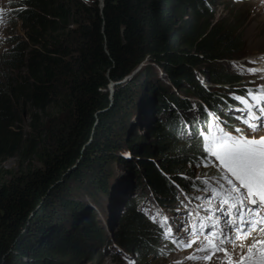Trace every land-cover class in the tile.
<instances>
[{"label": "trees", "instance_id": "trees-1", "mask_svg": "<svg viewBox=\"0 0 264 264\" xmlns=\"http://www.w3.org/2000/svg\"><path fill=\"white\" fill-rule=\"evenodd\" d=\"M16 1L25 6L17 12L27 41L13 45L0 61V162L36 156L41 167L23 174H0V264H56L48 261L54 256L67 258L64 264L98 259L112 243L101 223H95L94 214L74 215L81 204L66 198L60 181L94 182L96 192L87 193H97L94 201L99 205L112 187L104 172L107 165L121 160L122 149L139 148L134 140L141 136L136 131L132 136L127 123L130 113L145 104L134 103L133 78L117 85L110 99L111 80H123L128 68L147 54L166 69V83L149 81L151 71L142 72L135 81L146 93L156 95L149 110L158 115V130L150 134L160 139L159 154L176 172L185 159L197 164L205 143L198 135L199 123L194 118L185 121L184 113H191L196 105L207 118L204 107L216 113L222 109L229 121L226 110L240 107L229 94L243 96L247 86L241 83V74L226 70L221 62L239 56L243 36L214 24L213 0H104L102 8L99 0ZM201 64L207 69L208 84L218 87L212 89L197 79L192 69ZM176 87L179 91H173ZM191 96L198 101L193 104L188 100ZM22 113H27L30 132L22 127ZM179 139L190 143L188 150L174 152ZM138 153L140 158L152 155L147 150ZM137 157L143 176L133 168L136 189L150 188L162 205L175 200L177 190ZM74 165L78 167L68 171ZM180 175H174V181L187 196L205 190L204 182L198 188L200 178L187 184L189 180ZM136 194L118 219L114 240L144 259L162 254L164 247L171 251L172 242L159 240L163 232L140 210L144 193ZM74 205V220L61 223ZM43 220L48 229L42 234L36 231ZM48 239L52 242L46 248Z\"/></svg>", "mask_w": 264, "mask_h": 264}, {"label": "rangeland", "instance_id": "rangeland-1", "mask_svg": "<svg viewBox=\"0 0 264 264\" xmlns=\"http://www.w3.org/2000/svg\"><path fill=\"white\" fill-rule=\"evenodd\" d=\"M100 2V0H99ZM214 9V24L219 23L220 25L226 27H229L232 30H236V32L242 34V42L243 46L240 52L237 54L239 55L237 58H229L222 60V65L225 67L226 70L241 74L242 75V82L246 86L251 85H264V70L261 69V63L259 62L260 56L264 55V0H213L212 2ZM102 4L100 2V7L102 8ZM25 8V6L20 2V4H17L16 0H0V61L3 59L2 54L6 53L8 51H12L10 49H14L13 45L17 44L20 41H27V34L26 31L23 28V25L21 24L20 19L18 18V12L19 10ZM17 12V13H16ZM242 52V53H241ZM144 64V65H142ZM139 66V67H138ZM137 68V69H135ZM129 70L125 74V77L123 80L119 82L111 81L110 83L114 84V92L117 85L124 84L125 81L133 78L134 80V87H131L130 94L134 92L135 99L134 103L137 105L145 104V106H141V108H138L133 113H130L129 122L127 123V130L131 129L132 136H135V131L141 136L140 140L135 139L134 141L138 143V149L136 151H129L127 149H122L124 151V155L121 156V160L117 161L114 159L111 161L107 167L105 168L104 172H107L109 174V183L112 184L110 194H105L101 200V205H97L96 201L94 199L96 198L97 193L95 196H91L87 191H90L93 189V192L97 189L96 185H94V182L92 184L90 182L83 183L84 185L74 183L73 180L67 179L65 182L60 181L61 190L62 192H65L66 198H71L70 201L73 202V204L80 203L81 207L77 211L76 214H74L76 210V206L71 207L69 212H67L61 220V223H70L69 219L72 221L73 214L77 215L82 213V216L85 214L87 215H95V223L97 225H102V227L105 230V233L108 235L109 239L108 242L112 243V245L108 246L102 253L100 254V258L96 259H89L85 258L84 260L80 262L71 261L74 264H234V259L232 257L238 258L240 254H242V250L239 252L233 251V243L240 244L243 242L245 245L249 243V241L252 239L253 236L248 235V239L250 240H244L241 241L240 239H235L236 234L232 233L233 235V241L230 243L225 244L223 247L228 250L227 257L225 254L223 255H215L214 252H219L215 248H210L208 245V240L213 239V235L210 233L208 234L209 239H204L206 236L204 233L195 232L192 233L193 230H189L187 225L184 226L179 232L175 231V222L170 220L169 225L173 228V234L172 236H178L180 238L179 244H182L186 241H196L195 243L191 244L190 247H181V246H172V250L168 247H164L166 251H164L162 254L159 255H147L144 258H142L139 254V256L135 253V251L126 250L124 246H122L118 241L116 242L114 240V234L117 232L119 228L118 219L121 216V213L123 211V208L126 206V202L129 200H132L135 198L136 193L143 192L144 198L141 200L140 204V210L143 211L148 218H151L152 221L154 220L157 222V224L161 225L164 223L163 217L172 218L176 216V210L179 209V216L177 217L182 218L187 221V224L189 221L197 220V217H199V221H204L205 224H208L209 227H211L213 221L207 220L205 217L209 216L208 212H205L204 209L210 208V206H213L216 202H214V198H216L219 195H224L226 190V185L224 184L223 180L218 177V173L210 168L201 167V163L195 164L194 162H188V160L185 159V162L181 167H179L176 172L170 171V166L165 165L163 160V155L159 154V149L156 147V144H161V141L157 136L154 135V132L158 130V115L153 114L149 110L151 106L156 104L155 96L152 95L153 91H149L146 93V88L144 89L143 85L138 81L136 82V76L140 75L142 72H152L151 78L148 79L151 82H154V80L159 81L162 80L166 83V78L168 77V73L166 69L163 66H159V64L153 59L152 55L147 54L145 58L140 61L138 64L134 65L132 68H128ZM248 69H253V72H249ZM194 73L196 74L197 79L204 83L206 86H211L212 89L218 87L213 86L212 84L208 83L207 78V69L204 66V64L198 65L195 67V69H192ZM182 71V70H181ZM157 73L158 75H154ZM107 74V73H106ZM159 77V78H158ZM238 85V84H234ZM229 87V86H226ZM228 89V88H227ZM173 91H179L176 87L173 88ZM113 92V95H114ZM183 94V93H182ZM113 95H111V91L109 89V98L113 100ZM244 95V94H243ZM112 96V97H111ZM185 97L184 95H181ZM189 101H191L193 104L196 103L198 100L191 96L188 98ZM193 111V110H192ZM230 112L232 113L233 110L231 109ZM133 114V115H132ZM185 114V121L190 119V115L194 117L193 112L191 113H184ZM233 114L242 115V112H233ZM22 120H24V123L22 124L23 129L27 130L26 132H30L31 128L29 125V119L27 116V113L21 114ZM132 115V116H131ZM142 120V121H141ZM231 122H233L232 128H228L227 123H221L220 128L224 131H227L229 134H231L232 129H242L244 130V126L236 120L234 122V118L231 119ZM264 121H261L260 125H257L256 129L252 131L251 135L254 137L264 136ZM203 123V122H202ZM216 124V121H213V125ZM154 130L153 133L150 134L151 130ZM244 134L247 135V131L244 130ZM91 138L89 142L91 143ZM162 140V139H161ZM88 142V143H89ZM169 144H172V141H170ZM87 145V144H86ZM190 146V143H187L185 141H181L179 139L174 144V152H177L181 148H185L188 150ZM84 149V148H82ZM81 149V151H82ZM162 149V148H161ZM166 148H163L162 150H165ZM74 150V149H73ZM70 150V151H73ZM147 150L150 152L151 157H139V151H145ZM119 152V151H118ZM141 155V154H140ZM189 154L188 156H190ZM138 156V157H137ZM136 157L139 158L140 161H143L146 164H150L154 169H156L161 178L164 179L169 186H173L174 189L177 190L176 198L175 200H171L167 202V205L160 204L156 198H154V194L151 192L150 188L143 187L139 190L136 189L137 185V178L135 176V172L133 171V168L136 167L139 168V173L141 172V166L138 162H136ZM127 161H131L130 166L126 165ZM41 167V164L39 163L36 156H31L27 160H21L18 158H9L7 160H3L0 162V174L12 173V174H23L27 173L28 169H33ZM77 165H74L73 168L69 169L68 171L73 170L74 168H77ZM4 169V170H3ZM172 169V168H171ZM163 173V174H162ZM216 173V174H215ZM103 173L104 175H107ZM177 174H181L185 177L184 178L181 175L179 178L183 180H189L187 184H189L192 180H197L199 178L200 181H206L209 185L208 191L203 193L202 195H199V193L193 192L189 194L188 196L184 193V191L181 190L182 187L177 186V183L174 181V178ZM92 175V173H91ZM143 176L142 172L140 174ZM172 177V178H171ZM217 177V178H216ZM215 178V179H214ZM192 179V180H191ZM57 189V187L52 188V190ZM215 189L213 192L212 190ZM60 190V187H59ZM96 192V191H95ZM208 192H212V195L209 196ZM53 193V192H52ZM152 195V196H151ZM200 196L202 199L199 201L195 199H191L192 197ZM227 197V196H225ZM52 198V195H51ZM74 198V200H72ZM146 199V200H145ZM43 200V199H42ZM181 201L180 205L179 202ZM210 203V205L208 204ZM214 203V204H213ZM221 203V202H220ZM113 206V208H112ZM40 207V203L35 206L34 210H38ZM213 208V210H215ZM33 210V211H34ZM74 210V211H72ZM111 210V211H110ZM31 211V214L33 213ZM49 211V210H48ZM72 212V213H71ZM74 212V213H73ZM260 213H256L253 217L256 215L258 216ZM72 215V216H71ZM262 215H264L262 213ZM107 216H111L110 220L109 217L107 219ZM68 218L67 221H64ZM262 220V219H260ZM259 220V221H260ZM45 221L41 223L40 226H38V229L36 232H40L43 234L46 232L48 228H46L47 224L44 223ZM227 218L224 219V223L226 224ZM198 223V221H197ZM100 225V226H101ZM159 225V226H160ZM253 226L255 224H252ZM250 225L249 227H251ZM31 226V224H30ZM70 227V224H66L65 226ZM260 228V227H258ZM32 229V226L29 230ZM69 229V228H68ZM161 229V227H160ZM166 232L167 229L163 228ZM219 229V228H216ZM214 229V233L216 231ZM228 231H231V228H227ZM257 229V228H256ZM255 230V229H254ZM258 231V230H255ZM162 232V229H161ZM22 233H25L24 230ZM107 235L105 237L107 238ZM162 235L166 236L165 233H162ZM172 236H166L170 241H173ZM261 240L256 239L255 241H260L262 244L264 243V229L260 232ZM49 243L45 244L44 247L49 248L50 243L52 242V239H48ZM183 241V242H181ZM248 241V242H247ZM54 242V241H53ZM218 243V241H216ZM247 242V243H246ZM55 243V242H54ZM184 244V243H183ZM260 244V245H262ZM162 245V244H159ZM255 253L258 255L259 247ZM164 246V245H163ZM204 249L203 251H197V249ZM97 248L95 250H92V256L96 255ZM211 252V254H210ZM225 253V252H224ZM135 254V256H134ZM89 254H86V257ZM193 256L195 259L189 260L188 257ZM208 256L209 259L205 260L203 257ZM231 256V257H230ZM141 257V258H140ZM22 258V257H20ZM23 259L30 260L29 257H23ZM254 259V258H253ZM50 260H56V264H64L62 262H68L66 259H57L56 256L54 258H48V261ZM54 263V262H52ZM55 264V263H54Z\"/></svg>", "mask_w": 264, "mask_h": 264}, {"label": "snow or ice", "instance_id": "snow-or-ice-1", "mask_svg": "<svg viewBox=\"0 0 264 264\" xmlns=\"http://www.w3.org/2000/svg\"><path fill=\"white\" fill-rule=\"evenodd\" d=\"M253 72V69H248ZM244 95L229 94L231 99L238 101L242 108L236 109L243 112L244 116L237 115L235 117L247 130V135L242 129H232L231 134L219 127V121L213 125L211 119L208 120V134L205 131L199 132V137L205 143L201 152V158L204 161L212 160L215 166L222 173L221 179L227 186L224 195L217 196L221 202L218 203L216 209L205 208L204 211L213 213L205 217L212 220L211 229L219 228V234H213V239L208 240L210 248L217 251H224L228 254V250L223 246L233 241L232 233L236 234L235 239L241 241L248 240L249 226L254 223L252 217L264 209V136L254 137L251 135L260 124L264 121V90L260 85L255 89H242ZM264 126V125H262ZM203 190V189H202ZM213 192L215 189L212 190ZM211 196L212 192H208ZM225 196L227 198L225 199ZM199 201L200 196L192 197ZM180 210H176V216L172 218L163 217L164 223L160 227L167 228L166 236H172L173 228L169 225V221L175 222V231L179 232L187 224V221L179 216ZM227 218L226 224L224 219ZM199 222V217H197ZM230 225L231 231L227 228ZM209 228L208 224L201 223L200 229L203 231ZM205 236L208 233L205 232ZM174 243H179L178 236H172ZM218 241V243L216 242ZM196 241L184 242V247H190ZM262 242L254 241L245 245L233 243V251L242 250L237 261L234 264H264V247L259 248V259H253L255 256L254 245H260ZM204 249H197L203 251ZM205 260L208 256L203 257ZM189 260L195 259L193 256L188 257Z\"/></svg>", "mask_w": 264, "mask_h": 264}, {"label": "bare ground", "instance_id": "bare-ground-1", "mask_svg": "<svg viewBox=\"0 0 264 264\" xmlns=\"http://www.w3.org/2000/svg\"><path fill=\"white\" fill-rule=\"evenodd\" d=\"M259 62L261 63V69H263L264 70V55H261L260 56V60H259ZM142 65H144V64H142ZM139 67V66H138ZM135 69H137V68H135ZM208 81V80H207ZM208 84V83H207ZM227 127V126H226ZM228 129V128H227ZM247 131V130H246ZM202 139V138H201ZM202 141H204V140H202ZM209 166V165H208ZM216 174V173H215ZM218 175V174H217ZM217 178V177H216ZM215 179V178H214ZM201 182H204L203 183V185H202V187H201V189L202 188H204V189H207L208 188V184H206V183H208V182H206V181H200L199 182V184H198V188L201 186ZM152 196V195H151ZM135 197H136V195H135ZM146 200V199H145ZM126 205H127V202L125 203ZM182 206H184V205H182ZM206 208V207H205ZM123 210H124V208H123ZM262 213L264 214V209H262ZM257 216V215H256ZM262 220H260L259 221V224L261 225L260 226V228H257L256 229V225H254L253 226V228H251L250 230H249V232H248V235H251V236H253L252 237V239L250 240V238L248 239V240H250L249 242H254L256 239H259V240H261L262 238H261V236H260V232L264 229V215L262 216V218H261ZM152 220V219H151ZM154 221V220H153ZM156 224H157V222H155ZM201 223H203L202 221H199L198 222V224H201ZM158 225V224H157ZM158 227H159V229H160V226L158 225ZM228 228H230V227H228ZM162 229V228H161ZM160 229V230H161ZM167 229V228H166ZM258 230V231H255V230ZM228 230V229H227ZM162 232L163 233H165V231H164V229H162ZM200 233H204L205 234V232H200ZM208 234L210 233V232H207ZM211 235H213L214 233H210ZM215 234L216 235H218L219 234V229H216V231H215ZM161 237H162V239H160L159 238V240H164L165 242L166 241H169V242H172V246H174V247H176V246H181L182 248L184 247V242L183 241H181V242H183L182 244H179V243H174L173 241H170L166 236H164V235H161ZM204 239H209V237L207 236V237H205ZM246 241V240H245ZM248 242V241H247ZM246 242V243H247ZM166 244V243H165ZM260 247H264V243L262 244V245H260ZM259 247V248H260ZM186 248V247H185ZM227 248V247H226ZM184 249V248H183ZM257 249H258V245H254V251L256 252L257 251ZM236 252H239L240 251V249H236L235 250ZM242 252V251H241ZM215 253V255H218V256H220V255H223V254H225L224 253V251H219V252H214ZM210 254H211V252H210ZM257 253H255V256L253 257L254 259H259V257H260V253L258 254V255H256ZM226 255V254H225ZM227 257H229L228 255H226ZM231 257V256H230ZM235 261H237L238 260V258H235V257H232ZM225 261H223V264H225L224 263ZM227 264V263H226Z\"/></svg>", "mask_w": 264, "mask_h": 264}, {"label": "water", "instance_id": "water-1", "mask_svg": "<svg viewBox=\"0 0 264 264\" xmlns=\"http://www.w3.org/2000/svg\"><path fill=\"white\" fill-rule=\"evenodd\" d=\"M101 4L103 5L104 3V0H100ZM109 89L111 91V95H113V92H114V84L110 83L109 85ZM112 97V96H111Z\"/></svg>", "mask_w": 264, "mask_h": 264}, {"label": "clouds", "instance_id": "clouds-1", "mask_svg": "<svg viewBox=\"0 0 264 264\" xmlns=\"http://www.w3.org/2000/svg\"><path fill=\"white\" fill-rule=\"evenodd\" d=\"M112 81V80H111ZM110 85V84H109Z\"/></svg>", "mask_w": 264, "mask_h": 264}]
</instances>
